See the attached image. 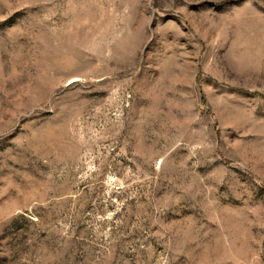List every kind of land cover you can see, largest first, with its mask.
<instances>
[{"label": "rangeland", "instance_id": "obj_1", "mask_svg": "<svg viewBox=\"0 0 264 264\" xmlns=\"http://www.w3.org/2000/svg\"><path fill=\"white\" fill-rule=\"evenodd\" d=\"M0 264H264V0H0Z\"/></svg>", "mask_w": 264, "mask_h": 264}]
</instances>
